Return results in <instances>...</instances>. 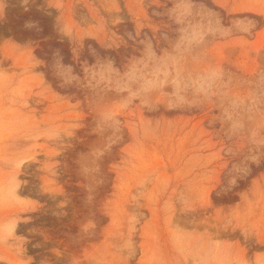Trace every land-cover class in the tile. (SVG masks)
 Returning <instances> with one entry per match:
<instances>
[{
    "label": "rangeland",
    "instance_id": "1",
    "mask_svg": "<svg viewBox=\"0 0 264 264\" xmlns=\"http://www.w3.org/2000/svg\"><path fill=\"white\" fill-rule=\"evenodd\" d=\"M0 264H264V0H0Z\"/></svg>",
    "mask_w": 264,
    "mask_h": 264
}]
</instances>
